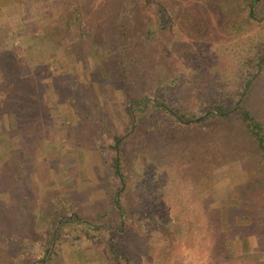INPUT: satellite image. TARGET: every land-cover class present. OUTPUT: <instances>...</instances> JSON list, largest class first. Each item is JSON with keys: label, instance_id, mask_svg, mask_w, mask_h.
I'll return each instance as SVG.
<instances>
[{"label": "rangeland", "instance_id": "1", "mask_svg": "<svg viewBox=\"0 0 264 264\" xmlns=\"http://www.w3.org/2000/svg\"><path fill=\"white\" fill-rule=\"evenodd\" d=\"M245 6L244 0H0V61L8 59L19 87L28 90L21 110L30 108L15 116L0 108V188L4 182L8 193L0 197L12 206L18 197L32 202L30 238H23V246L16 235L0 242V264H18L21 258L38 263L45 229L40 221L50 213L71 216L78 209L90 217L106 206L105 160L112 136L124 130L123 82L114 73L122 46L123 57L132 61L126 87L134 96L152 103L165 81L192 93L197 75L221 66L216 53L241 54L264 42L261 20L237 29L230 25L246 13ZM147 27L154 31L140 43ZM4 78L2 68L0 90L10 99L14 90ZM253 94V105L264 115V68ZM139 138L128 140L126 150L140 147ZM248 177L233 160L211 170V190L203 188L201 177L184 178L155 205L151 201L150 209L148 193L142 199L145 211L128 220L130 231L123 233L137 236H112L122 259L112 257L108 236L89 231L82 238L81 228L68 224L45 264H264L245 254L254 246L250 237L264 231L263 188L258 202L252 201L250 224L236 213L225 217L246 194ZM6 182L17 185L14 193ZM246 234L252 236L243 240Z\"/></svg>", "mask_w": 264, "mask_h": 264}, {"label": "trees", "instance_id": "2", "mask_svg": "<svg viewBox=\"0 0 264 264\" xmlns=\"http://www.w3.org/2000/svg\"><path fill=\"white\" fill-rule=\"evenodd\" d=\"M244 2L246 13L239 20L230 22V25H237V29L252 19L261 20L264 25V0ZM182 15L191 19L190 15ZM153 31L152 27H147L139 42H146ZM251 48L252 51L241 54L222 51L216 53L215 61L221 62V66L197 75V86L192 93L165 81L158 89L161 95H155L153 102L147 104L145 96H134L126 87L127 68L132 61L123 57L125 49L122 46L117 53L118 57L114 59V73L117 80L123 82L121 92L125 100L122 106L124 130L112 136L108 160H105L104 169L108 179L106 206L95 208L90 217L82 216L78 209H74L71 216H64L59 210L50 213V219L46 218L44 221L41 218L44 233L40 235L38 249L33 248L31 252L38 250L43 254L38 263L21 258L17 261L18 264H45V260L54 252L60 231L68 224L81 228L82 238H86L89 231L98 237L108 236V250L112 257L122 259L119 241L112 240V236H121L130 231L127 227L128 220H137L146 209L142 203L144 196L149 193L150 209L161 198L160 195L165 196V192L176 189L181 180L191 177H197L198 180L202 178L203 188L211 190V170L227 161H239L249 177L244 185L246 194L237 198V204L232 210H225V217L229 220L230 213H236L237 216L246 217L250 224L253 215L252 201L258 202L261 188L264 194V115L252 103L256 81L260 70L264 68V42H254ZM7 60L0 61V69L5 71V86L14 91L8 99L3 97L0 90V108L12 110L9 112L15 116L23 114L24 110H30H21L26 104L22 99L28 95V90L19 87L20 81L17 76H13L14 69L6 65ZM31 98L30 103L34 100ZM194 106H199V109L195 111ZM136 135L142 139L141 146L126 150L125 144ZM3 184L4 182L1 183L0 192L7 195ZM5 184L12 186L10 190L15 192L16 184ZM72 191L71 188L67 192ZM233 194L232 191L230 195ZM153 196L155 197L151 200ZM17 200L16 205L12 206L8 205L4 197H0V242L13 241L12 235H16L17 242L23 246L30 238L26 225L31 221L32 202L25 197H18ZM157 222L166 225L161 218ZM261 233L257 232L254 237H250L254 246L245 253L247 256L262 258L259 263L264 262V231ZM123 235L128 239L137 236L136 233L131 235V232L129 236ZM249 236L252 235L246 234L242 239ZM23 238L27 240L23 242ZM223 252H228L227 248ZM75 254L81 255L77 252ZM225 256L229 258L228 254Z\"/></svg>", "mask_w": 264, "mask_h": 264}]
</instances>
